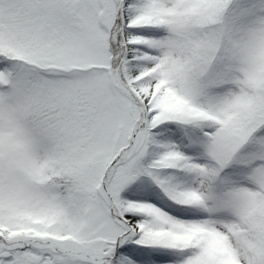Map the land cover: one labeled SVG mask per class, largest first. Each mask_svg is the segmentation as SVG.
Returning <instances> with one entry per match:
<instances>
[{"label":"snow or ice","instance_id":"obj_1","mask_svg":"<svg viewBox=\"0 0 264 264\" xmlns=\"http://www.w3.org/2000/svg\"><path fill=\"white\" fill-rule=\"evenodd\" d=\"M0 264H264V0H0Z\"/></svg>","mask_w":264,"mask_h":264}]
</instances>
